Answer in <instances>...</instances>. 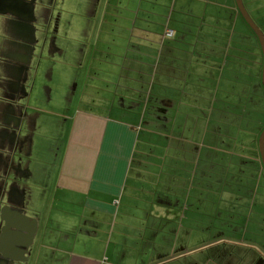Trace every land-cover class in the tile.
<instances>
[{"label":"crops","instance_id":"obj_1","mask_svg":"<svg viewBox=\"0 0 264 264\" xmlns=\"http://www.w3.org/2000/svg\"><path fill=\"white\" fill-rule=\"evenodd\" d=\"M242 1L264 31V0ZM27 6L0 14V207L38 228L25 261L0 262L165 264L224 243L264 264V55L236 0H55L35 30ZM218 194L231 231L202 244ZM86 214L112 219L111 255L84 254ZM57 233L74 248L51 251Z\"/></svg>","mask_w":264,"mask_h":264},{"label":"rangeland","instance_id":"obj_2","mask_svg":"<svg viewBox=\"0 0 264 264\" xmlns=\"http://www.w3.org/2000/svg\"><path fill=\"white\" fill-rule=\"evenodd\" d=\"M41 0H36V2H39ZM47 1H51V0H47ZM55 0H52V6L50 9H48V7H42L39 4H31V6H27V11L29 13L30 16H28V21H30V25L32 30H35V26L33 24V20H37L38 23L40 22H45L46 25H48L50 19L48 17V15L51 16V13L53 11V4H54ZM43 3V2H42ZM65 3L67 5L68 3V10H70L69 8H73V6H70L71 0H65ZM34 17V18H33ZM252 17V16H251ZM253 18V17H252ZM0 29L4 30L5 28H7V21L3 18H0ZM254 19V18H253ZM255 21V20H254ZM257 23V21H255ZM258 26L261 28V23H257ZM260 24V25H259ZM14 30H17V26L12 27ZM250 29V27H249ZM43 30V29H41ZM261 30L263 31V29L261 28ZM251 31V30H250ZM264 33V31H263ZM257 41H259L257 39ZM39 40L36 36H34L32 38V41L30 43V45L35 48L37 47ZM43 44V41L41 43V45ZM0 45H7L5 44V42H0ZM249 45V43H248ZM10 46V45H9ZM14 46V45H13ZM263 85V84H262ZM264 89V85L263 88ZM264 91V90H263ZM249 106L251 108L249 115L252 116L250 117V119H253V116L257 117L258 116V112L260 110V104L258 99L251 94L250 96V103ZM264 128H262L259 138L257 139V144H258V153H260L259 150V139L261 136V133L263 132ZM225 170V168L219 167L217 166L216 172L218 175L217 178V190H221L222 189V182L225 184V178H224V174L222 173ZM223 174V176H220V174ZM240 173V172H239ZM242 177V176H241ZM240 176L237 177L236 181L234 183H231V179L227 182V186L228 188H232L233 190H238L239 189V184H241V178ZM239 183V184H238ZM262 189V188H261ZM228 200H230L227 197H221V195L218 194L217 197V213H218V222H217V228L216 229H211V231L208 230H201L200 234H201V243L203 244L204 242H208L209 240H213L214 238L218 237L221 233H230V231L228 230L229 224L227 219L229 218V216L231 215L230 213V205L228 204ZM246 202L248 201L247 198L245 199ZM245 200L241 199L239 201H237V203L239 205H235V207L241 209V208H245ZM251 201V200H250ZM248 206V205H247ZM194 217V215H192ZM196 216V215H195ZM197 218H200V221H202L205 217L204 215L200 214L197 216ZM85 223H84V254L87 255H92V254H97L100 255L102 253L107 252V248L109 246V251L108 254L111 255L112 250H113V243L111 241V235L113 232V221L111 218H109V222H107L106 220V216L104 218L101 219H97V215H92V214H86L85 217ZM198 221V220H197ZM202 229L204 228L203 226H201ZM61 235V233H57L56 235V240L54 241V247L51 248V251L53 250V252H57L58 254H60V251L62 252V248L63 245H59L58 244V238ZM73 237V235H72ZM105 238L104 244H100L97 243L98 238ZM69 248V250H71V248L73 249L74 247L72 245H66L65 248ZM64 248V249H65ZM227 249V250H226ZM264 249V247H263ZM79 250V247H78ZM233 252V253H232ZM230 253H232L233 256H241L245 253H250V254H254V250L252 249L251 251H248V249L246 248H240L239 246H235L233 247L232 251L231 248H229V246H226L224 243H218L217 245H211L207 248H205L204 250L201 251L200 254H196V255H192L190 254V256H183L182 258H179L178 260H172L170 259L167 263L165 264H196V259L199 258V260H201V263H207L209 260L211 263L209 264H231L229 262L230 257L232 256ZM209 257H211V259H209ZM228 258V261H227ZM232 259V258H231ZM0 261H2L0 259ZM234 263V262H233ZM0 264H2L0 262ZM235 264V263H234ZM240 264H251L250 262H242Z\"/></svg>","mask_w":264,"mask_h":264},{"label":"water","instance_id":"obj_3","mask_svg":"<svg viewBox=\"0 0 264 264\" xmlns=\"http://www.w3.org/2000/svg\"><path fill=\"white\" fill-rule=\"evenodd\" d=\"M17 1L10 0L8 3L12 6ZM238 8L246 19L250 27L254 30L259 38L263 55H264V33L258 24L251 17L242 0H236ZM20 3L38 4L36 0H20ZM262 81L264 85V62ZM260 153L264 164V130L259 139ZM37 221L22 213L19 210L13 209L10 205L0 207V259L25 261L26 256L33 244L34 236L37 232Z\"/></svg>","mask_w":264,"mask_h":264},{"label":"flooded vegetation","instance_id":"obj_4","mask_svg":"<svg viewBox=\"0 0 264 264\" xmlns=\"http://www.w3.org/2000/svg\"><path fill=\"white\" fill-rule=\"evenodd\" d=\"M9 1L10 0H0V14L7 10ZM15 1L20 2V0H15Z\"/></svg>","mask_w":264,"mask_h":264},{"label":"built area","instance_id":"obj_5","mask_svg":"<svg viewBox=\"0 0 264 264\" xmlns=\"http://www.w3.org/2000/svg\"><path fill=\"white\" fill-rule=\"evenodd\" d=\"M166 35L168 37H171L173 35V30L169 29L167 32H166Z\"/></svg>","mask_w":264,"mask_h":264}]
</instances>
